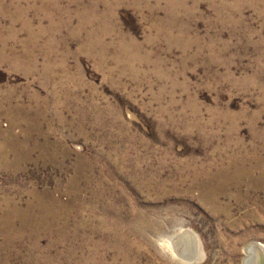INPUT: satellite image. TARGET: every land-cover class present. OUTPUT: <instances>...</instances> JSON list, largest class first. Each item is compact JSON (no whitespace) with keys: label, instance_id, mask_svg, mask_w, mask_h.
<instances>
[{"label":"rangeland","instance_id":"rangeland-1","mask_svg":"<svg viewBox=\"0 0 264 264\" xmlns=\"http://www.w3.org/2000/svg\"><path fill=\"white\" fill-rule=\"evenodd\" d=\"M243 170L264 172V0H0V213L34 217L0 264H245L264 183L203 196Z\"/></svg>","mask_w":264,"mask_h":264},{"label":"bare ground","instance_id":"bare-ground-1","mask_svg":"<svg viewBox=\"0 0 264 264\" xmlns=\"http://www.w3.org/2000/svg\"><path fill=\"white\" fill-rule=\"evenodd\" d=\"M21 160L22 158L20 157V155H18V158L13 163V166L16 168ZM230 174H228L226 171H223L219 175H214L209 180L204 181L205 190L208 188L206 194H203L204 198L211 202H217L222 195L226 194V192L233 186V184H235L237 187H240L241 184L245 181L248 187H253L257 184L264 183V172L260 173V175L258 176L253 173V170L239 171L238 173L236 172L235 174H233L234 176H230ZM43 213L44 216L45 214L47 215L48 210H44ZM33 218L34 217L32 215L31 207L22 208L19 206H14L3 209L0 213V235H5L6 238H9L17 228H19V231L21 232H26L31 227V221L33 220ZM17 220H20L22 222L20 226L17 225ZM185 239H188V237H185ZM173 243L171 242V240H169V248L174 252V254H181V248L183 246L181 245L182 247H180L178 245L180 248H175L173 246ZM246 254L247 256L245 259V264H264V249L260 243L253 242L249 244L246 247ZM181 255L182 257H188L185 254Z\"/></svg>","mask_w":264,"mask_h":264}]
</instances>
